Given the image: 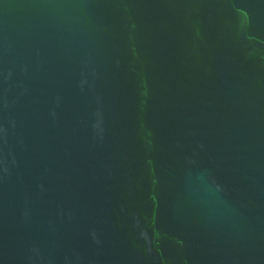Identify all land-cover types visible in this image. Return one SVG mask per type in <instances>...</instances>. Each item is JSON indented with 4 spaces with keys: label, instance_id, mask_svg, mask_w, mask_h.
I'll return each instance as SVG.
<instances>
[{
    "label": "water",
    "instance_id": "water-1",
    "mask_svg": "<svg viewBox=\"0 0 264 264\" xmlns=\"http://www.w3.org/2000/svg\"><path fill=\"white\" fill-rule=\"evenodd\" d=\"M0 264H264V0H0Z\"/></svg>",
    "mask_w": 264,
    "mask_h": 264
}]
</instances>
